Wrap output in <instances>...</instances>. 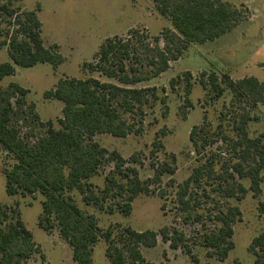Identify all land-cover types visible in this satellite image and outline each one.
Returning a JSON list of instances; mask_svg holds the SVG:
<instances>
[{"label":"trees","instance_id":"1","mask_svg":"<svg viewBox=\"0 0 264 264\" xmlns=\"http://www.w3.org/2000/svg\"><path fill=\"white\" fill-rule=\"evenodd\" d=\"M154 4L158 14L171 21L172 28L154 37L146 31L131 29L126 36L107 38L93 61L83 65L85 72L98 73L119 85L92 76L63 77L44 93L46 99L63 104L61 128L56 129L52 121L40 120L35 104L27 101L28 89L17 83L0 88V146L15 161L4 173L6 192L9 196L38 193L44 196L39 227L46 233L58 229L72 248L77 264H94L93 251L102 239L108 264H157L147 260L142 249L157 247L160 239L194 260L193 244L201 242L209 250L208 255L217 256L220 261H225L234 247L233 227L242 212L238 206L224 203L221 206L220 200L214 201L218 212L209 216L220 227L205 233L200 242L190 243L192 237L171 226L158 231H137L118 223L103 229L98 218L85 213L70 194L79 191L87 206L101 212L129 216L139 195L160 190L163 176L175 173L171 163L152 162L154 176L142 180L139 168L143 162L139 153L126 159L116 150L101 146L94 137L110 134L126 138L141 132L145 108L160 99L158 89L127 86L158 78L191 44L214 41L234 30L247 17L243 4L239 8L222 0H154ZM0 17L9 19L15 26L0 42V47L8 46L10 59L0 64V79L13 75L17 67L32 68L47 63L57 68L65 62L58 44L45 45L38 10L17 9L12 1L0 0ZM178 80L172 79L171 86ZM201 83L205 89L210 87L216 97L222 96L226 87L230 89L232 100L222 113V120L228 118L232 122L234 135L225 134L220 126L217 132L220 137L218 134L217 138L208 137L205 123L192 128L190 140L200 164L177 191L178 209L185 214L187 223L191 219L202 220L195 212L202 204L201 197L214 200L212 195H217L224 201L242 200L249 190L259 196L264 182V133L252 138L248 131L249 124L258 120L252 113L264 104V81L254 77L231 81L227 74L219 79L212 73L208 81L201 79ZM161 101L166 103V98ZM20 123L29 126L31 131L22 133ZM35 128L42 129L43 133L35 135ZM153 146L152 154L156 157L163 144L157 140ZM105 164H113V168L105 177L104 187L97 189L90 180ZM244 180L250 181L249 189ZM197 188L201 191L199 198L195 193ZM160 194L164 197L165 191L161 189ZM249 251L256 258L255 264H264V232L253 239ZM40 253L41 246L25 226L19 210L0 202V264H25ZM163 256H167L166 252Z\"/></svg>","mask_w":264,"mask_h":264},{"label":"rangeland","instance_id":"2","mask_svg":"<svg viewBox=\"0 0 264 264\" xmlns=\"http://www.w3.org/2000/svg\"><path fill=\"white\" fill-rule=\"evenodd\" d=\"M9 0H5L7 2ZM14 8L22 10H38L42 23V37L46 46L58 44L65 57V62L57 68L50 64H39L32 68H16V72L0 79V88H6L10 83H17L29 90L27 101L34 103L42 122L52 121L56 129L61 128L63 118V104L55 99H46L44 93L55 87L63 77L87 79L98 78L104 82H116L98 73L85 72L83 65L92 62L94 55L102 43L114 36H126L131 29L146 31L151 37L159 36L164 29L172 28L168 19L158 14L154 0H10ZM237 7L245 6L246 20L242 21L234 30L203 44H191L189 49L177 61L171 62L170 69L158 78L130 88L156 87L160 99L152 106L145 108L146 115L141 124V132L133 133L126 138H117L110 134H99L94 137L109 151L116 150L124 158L129 159L134 153H139L142 167L138 165L140 177L147 180L154 176L152 162H168L175 168L174 174H165L160 184V190L165 191L161 197L157 188L155 194H141L133 202V211L129 216L119 212L112 215L101 212L93 206H87L79 191L70 194L78 206L87 214H94L99 226L107 229L111 224L131 226L137 231H158L165 226L176 227L193 240L201 241L205 233L216 231L220 223L210 219V214H216L218 209L215 200L224 205L238 206L242 212L233 229L234 247L225 261L208 255V249L200 243L192 245L191 255L182 250H173L169 244L161 239L153 249L143 248L147 260L157 264H255V256L249 247L255 237L264 232V182L262 192L254 196L249 190L244 199H219L212 195L208 200L201 197L202 204L195 210L201 221L191 219L184 222V213L178 209V186L186 182L194 169L199 166V155L195 151L190 133L192 128L205 123L206 136L217 138L220 126L225 134L234 135L233 124L228 118L222 120V113L229 107L232 100L230 89L226 87L222 96L216 97L211 88L207 89L201 79L208 81L209 75L216 73L219 79L227 74L231 81H238L245 77H254L264 81V0H222ZM248 11V13H246ZM0 29L6 39L7 31H13L15 26L9 19L0 17ZM8 46L0 47V64L9 62ZM205 73V76H203ZM172 87V79H178ZM117 83V82H116ZM119 85V83H117ZM166 98V103L161 99ZM258 120L248 126L252 138L264 133V104L252 113ZM206 117V119H205ZM205 120V121H204ZM22 126V133L31 131L29 126ZM43 133L35 128V135ZM204 135V134H203ZM218 137L220 135L218 134ZM160 141L163 148L152 154L153 143ZM213 149V148H212ZM215 149V147H214ZM15 163L13 157L0 146V202L8 207L17 208L21 219L34 240L41 246V253L35 254L25 264H77L73 260L72 248L54 228L46 233L39 227V218L43 213L42 202L44 196L20 194L9 196L6 192L5 170ZM113 164H105L99 174L91 178L97 189L105 185V177L112 170ZM246 188H250V181L244 180ZM199 198V188L195 189ZM165 205V206H164ZM164 206V209H163ZM194 238H198L196 240ZM106 244L102 239L93 251L94 264H108L105 256ZM167 256L164 257L163 253Z\"/></svg>","mask_w":264,"mask_h":264},{"label":"crops","instance_id":"3","mask_svg":"<svg viewBox=\"0 0 264 264\" xmlns=\"http://www.w3.org/2000/svg\"><path fill=\"white\" fill-rule=\"evenodd\" d=\"M151 249H153V248H151Z\"/></svg>","mask_w":264,"mask_h":264}]
</instances>
